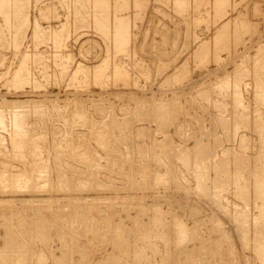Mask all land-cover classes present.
Returning <instances> with one entry per match:
<instances>
[{
	"label": "rangeland",
	"instance_id": "374dc122",
	"mask_svg": "<svg viewBox=\"0 0 264 264\" xmlns=\"http://www.w3.org/2000/svg\"><path fill=\"white\" fill-rule=\"evenodd\" d=\"M27 4L0 11V264H264V0Z\"/></svg>",
	"mask_w": 264,
	"mask_h": 264
},
{
	"label": "bare ground",
	"instance_id": "6f19581e",
	"mask_svg": "<svg viewBox=\"0 0 264 264\" xmlns=\"http://www.w3.org/2000/svg\"><path fill=\"white\" fill-rule=\"evenodd\" d=\"M103 64H105V61H103ZM103 68V67H102ZM102 68L101 67H98L97 68V71L99 72V71H101L102 70ZM103 71V70H102ZM89 72V71H88ZM100 73V72H99ZM117 73V72H116ZM101 74V73H100ZM97 76H98V74H97ZM239 79V78H238ZM230 80V79H229ZM228 80V81H229ZM232 80H235V78L234 79H232ZM225 82V81H224ZM226 82H227V80H226ZM227 84H228V82H227ZM233 85V84H232ZM234 85H236L235 83H234ZM233 85V86H234ZM230 86V85H229ZM225 87H227V86H225ZM238 89V88H237ZM237 93V92H236ZM236 93H235V95H236ZM238 94V93H237ZM260 98V97H259ZM238 99V98H237ZM240 99V98H239ZM238 99V100H239ZM235 100V99H234ZM256 100H258L257 98H256ZM260 100V99H259ZM237 104V103H236ZM244 108V107H243ZM262 123V122H261ZM263 124V123H262ZM264 129V128H263ZM259 130H260V128H259ZM263 133V132H262ZM186 160V159H185ZM42 162V161H41ZM39 168V167H38ZM43 169V168H42ZM202 172V171H201ZM45 173V172H44ZM43 172H41V174H44ZM22 173H20V175H21ZM19 175V176H20ZM16 176V175H15ZM18 176V174H17V177H16V179L14 178V179H10L11 180V184H14V186L16 187V188H19V187H24V188H27V187H29L30 185H31V183H32V180H31V176H26V175H24V176H20L19 177ZM160 176V175H159ZM7 177V176H6ZM12 177H14V176H12ZM1 178V177H0ZM4 178V177H3ZM2 178V179H3ZM7 180V179H6ZM8 182V181H7ZM264 183V182H263ZM12 186V185H11ZM264 187V186H263ZM262 190V189H261ZM264 190V189H263ZM263 194V193H262ZM246 195V194H245ZM257 195V194H256ZM262 197V196H261ZM246 199H248V198H246ZM246 216V215H245ZM248 221V220H247ZM185 232V231H184ZM188 237V236H187ZM185 239V238H184ZM261 241V240H260ZM259 250H261V249H259ZM262 250L264 251V249L262 248ZM261 250V251H262ZM261 251H258L257 250V252H261ZM262 251V252H263ZM261 252V253H262ZM260 253V254H261ZM264 253V252H263ZM259 255V254H258ZM264 254H262V257L264 258V256H263ZM259 257V256H258ZM262 257H261V259H262Z\"/></svg>",
	"mask_w": 264,
	"mask_h": 264
},
{
	"label": "crops",
	"instance_id": "0c3cea01",
	"mask_svg": "<svg viewBox=\"0 0 264 264\" xmlns=\"http://www.w3.org/2000/svg\"><path fill=\"white\" fill-rule=\"evenodd\" d=\"M12 1V0H11ZM13 1H15V0H13ZM21 2H25V3H30L31 4V0H20ZM9 2H10V0H0V11H2V12H4V13H7L8 12V5H9ZM27 4V5H28ZM29 4V5H30ZM26 5V4H25ZM28 7V6H27ZM23 8V7H22ZM24 9H28V8H25L24 7Z\"/></svg>",
	"mask_w": 264,
	"mask_h": 264
}]
</instances>
